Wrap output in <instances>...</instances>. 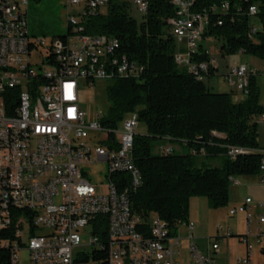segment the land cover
Here are the masks:
<instances>
[{
  "label": "built area",
  "instance_id": "1",
  "mask_svg": "<svg viewBox=\"0 0 264 264\" xmlns=\"http://www.w3.org/2000/svg\"><path fill=\"white\" fill-rule=\"evenodd\" d=\"M127 1L145 15L148 0ZM108 2L64 0L71 35L66 42L53 41L49 45L53 61L47 59L48 47L43 62L38 49L45 41L29 37L24 18L28 0H0V250L9 252V264L18 263L20 251L28 253V264H89L94 262L93 253L105 249L107 264H176L180 255L177 232L173 234L157 215L144 221L130 209L128 193L141 184L132 156L140 125L137 114H128L116 128H105L100 121L88 122L79 104L80 92L93 88L96 81L136 78L143 72L136 61L119 53L116 38L81 34V21ZM170 4L175 16L167 26L177 45L175 65L198 82H205L212 70L220 74L226 69V85L245 96L257 71L247 64L224 66L204 47L210 39L205 36L209 15L227 13L229 4L202 10H195V0ZM70 9L77 14L70 15ZM256 13L255 6L249 7L250 39L258 29ZM31 45L36 47L32 51ZM203 55L208 61L199 60ZM257 122L264 126V113ZM171 151L169 147L161 152ZM247 153L236 147L228 150L232 158ZM258 153L259 183L264 187V147ZM96 163L106 164L108 184L89 179L86 168ZM114 174L128 175V183L112 179ZM257 208L264 210V201L246 198L228 210L232 217L245 215L246 232L238 240L246 245V255L237 264H252L248 238L253 222L256 245L264 256V212L254 214ZM185 226L190 263L217 264L196 245L194 224ZM216 230L225 235L220 239L232 237L220 224ZM217 239L213 252L219 251Z\"/></svg>",
  "mask_w": 264,
  "mask_h": 264
},
{
  "label": "trees",
  "instance_id": "2",
  "mask_svg": "<svg viewBox=\"0 0 264 264\" xmlns=\"http://www.w3.org/2000/svg\"><path fill=\"white\" fill-rule=\"evenodd\" d=\"M226 2L227 13L209 15L205 36L223 41L221 53L241 52L264 62V0H195L194 7L202 10ZM251 6L257 10L253 20L258 29L250 39L247 13ZM174 16L170 0H148L143 16L133 11L127 0H109L105 8L80 25L82 35L116 38L119 53L143 67L136 78L109 81V107L100 124L116 128L128 114H137L145 134H136L133 140L132 156L141 184L128 193L130 209L144 221L157 215L176 234L178 225L188 222L190 198L204 197L210 208L219 209L228 204L230 178L259 175L257 119L264 113V105L260 102L257 76L249 79L244 98L234 101L232 91L210 90L209 79L224 73L212 70L205 82H198L178 68L173 60L177 45L167 26ZM70 35L68 27L67 36L57 39L66 42ZM35 48L31 45L30 51ZM47 59L53 61L50 47ZM208 59L207 55L199 57L200 61ZM158 140L181 149L153 154L151 143ZM233 147L249 153L232 158L228 150ZM198 157L220 159V165L198 163ZM115 177L128 183L126 174L112 175V179ZM92 260L107 264L106 249L93 253ZM0 264H9V252L0 250Z\"/></svg>",
  "mask_w": 264,
  "mask_h": 264
},
{
  "label": "rangeland",
  "instance_id": "3",
  "mask_svg": "<svg viewBox=\"0 0 264 264\" xmlns=\"http://www.w3.org/2000/svg\"><path fill=\"white\" fill-rule=\"evenodd\" d=\"M133 9V7H132ZM134 11V9H133ZM70 15H76V9H70ZM67 8L64 6V0H40L38 3L29 1L27 8V20H28V33L32 39L44 40L43 47H40L38 51L43 54V62L45 52L49 45L57 38L67 36L66 25ZM135 17H138L134 14ZM140 21L139 17L137 18ZM223 41L221 39L210 38L204 43V47L208 50L210 58H217L220 63L227 64L229 66L239 65L240 63H246L251 60L256 63L257 66V84L260 89L261 99H264V62L261 60H253L254 57L247 54H234L226 55L220 52V47ZM37 54L32 55V61L35 62ZM256 59V58H254ZM226 69L220 70V73H225ZM220 79H224V76L212 77L209 79L210 90L212 92H223L228 90V86L222 84ZM110 84L109 81H96L93 88H86L80 92L79 104L82 110L86 113V120L88 122L100 121L109 107V102L106 97V88ZM232 91H234L232 89ZM234 93H237L234 91ZM240 95V94H239ZM120 124V122L118 123ZM119 126V125H118ZM137 134H145V126L140 124L136 130ZM263 135L259 136L258 141L263 142ZM152 153L159 154L163 149L172 146L165 140H158L151 143ZM176 151L175 148L171 147ZM188 153L187 149L182 151ZM205 162L210 165H220V159L211 158L207 160L204 157H198L197 162ZM86 170L89 173V179L92 183L101 185L108 184V173L106 164L96 163L88 166ZM234 180L239 182V185H234L232 182L229 184V201L225 207L219 209H212L208 204V200L204 197H192L189 199V216L188 222L194 224L193 236L196 239L195 243L198 248L205 254L207 250L211 249V245L215 242L217 237L225 236L222 232L216 230L217 225H222L225 229L230 228L233 237L219 238V253L211 254L217 264H236L238 259L245 257L246 246L238 242L237 235H244L246 232V224L242 216H229L228 210L232 205L241 202L250 195V191L258 190L264 194V187L260 186L259 175L254 177H234ZM102 191V188L98 189ZM237 206V205H236ZM259 211V210H258ZM258 213H262L260 210ZM186 222L177 227L179 238H181L178 250L180 255L175 257L176 264H191L188 256L187 246L188 241L186 237L188 232L185 226ZM251 235L248 238L251 262L252 264H264V256L259 252V248L256 245V237L254 236L255 222L251 226ZM90 252L89 250H85ZM17 264H28L29 255L26 251H20L17 254ZM89 264H95L90 261Z\"/></svg>",
  "mask_w": 264,
  "mask_h": 264
},
{
  "label": "crops",
  "instance_id": "4",
  "mask_svg": "<svg viewBox=\"0 0 264 264\" xmlns=\"http://www.w3.org/2000/svg\"><path fill=\"white\" fill-rule=\"evenodd\" d=\"M255 58V57H254ZM253 58V60H259V59H254ZM221 64H223V63H221ZM240 64H247V65H249L251 68H253V69H255L256 71H257V66H256V63H254V61H251V60H249V61H247L246 63H240ZM224 66L225 65H227V64H223ZM222 82V84H224L225 83V80L223 79H220ZM224 82V83H223ZM226 84V83H225ZM260 90V89H259ZM232 90L230 89V88H228V90L227 91H223V92H225V93H227V92H231ZM232 94H233V100L234 101H240V100H242L244 97L242 96V95H239V94H237V93H234V91H232ZM260 102L261 103H264V99H261V93H260ZM258 123V122H257ZM258 133H259V136H261V135H263V137H264V126L262 125V124H260V123H258ZM259 136H258V139H259ZM258 143H259V146H260V148H262V147H264V139H263V142L262 143H260L259 141H258ZM177 151H179L181 148L178 146V145H174L173 146ZM184 149H182V151H183ZM244 177V176H243ZM239 183V182H238ZM260 184V183H259ZM239 185V184H238ZM260 186H262L261 184H260ZM263 187V186H262ZM251 193H250V195H248L247 196V198H251L254 202H262V201H264V194L263 193H260V191H258V190H252V191H250ZM246 199V198H245ZM244 202V200L243 201H241V202H238V203H235L234 205H232V206H236V205H240V204H242ZM260 210H262V213L264 212V210L262 209V208H257V209H253V212H254V214H261V213H258ZM235 216H242V219H244V221H245V215L244 214H237V215H235ZM228 228V227H227ZM230 229V228H229ZM177 231H178V229H177ZM178 234V233H177ZM245 235V234H244ZM244 235H237V238H238V236H244ZM232 237H233V235H232ZM219 238V237H218ZM196 240V239H195ZM238 242L240 243V244H243V243H241L239 240H238ZM243 245H245V244H243ZM246 246V245H245ZM219 250H220V248H219ZM259 252H260V249H259ZM219 253V251L218 252H213V251H211V249H208L207 250V255H211V254H218ZM212 258V257H211ZM236 264H237V262H236Z\"/></svg>",
  "mask_w": 264,
  "mask_h": 264
},
{
  "label": "bare ground",
  "instance_id": "5",
  "mask_svg": "<svg viewBox=\"0 0 264 264\" xmlns=\"http://www.w3.org/2000/svg\"><path fill=\"white\" fill-rule=\"evenodd\" d=\"M24 18H27V11H24Z\"/></svg>",
  "mask_w": 264,
  "mask_h": 264
}]
</instances>
